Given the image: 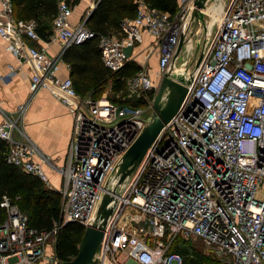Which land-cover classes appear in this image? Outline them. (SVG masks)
<instances>
[{"label": "built area", "instance_id": "obj_1", "mask_svg": "<svg viewBox=\"0 0 264 264\" xmlns=\"http://www.w3.org/2000/svg\"><path fill=\"white\" fill-rule=\"evenodd\" d=\"M194 2L178 0L169 18L138 0L135 16L122 22L120 33L98 36L101 62L111 71L129 61L124 49L142 43L143 33L157 42L154 75L143 67L126 82L121 101L144 103L133 106L81 96L70 77L57 76L64 51L95 37L84 21L70 23L73 6L58 2L45 40L35 20L15 19L11 0H0V39L18 61L31 64L30 93L48 91L73 116L68 160L57 168L20 126L25 105L14 113L0 109L6 162L46 186L43 164L63 177L60 220L50 231L29 226L18 197L2 198L0 264H63L54 254L46 256V248L65 225L92 224L104 195L116 205L102 226L94 264H182L170 251L175 241H200L219 264H264V0H230L217 6L218 19L203 11L196 65L175 79L171 63L194 22ZM40 41L59 42L61 55L51 57L33 44ZM164 75L186 86V96L128 181L120 183L122 158L147 126L151 115L144 114L153 111Z\"/></svg>", "mask_w": 264, "mask_h": 264}, {"label": "trees", "instance_id": "obj_2", "mask_svg": "<svg viewBox=\"0 0 264 264\" xmlns=\"http://www.w3.org/2000/svg\"><path fill=\"white\" fill-rule=\"evenodd\" d=\"M60 0H11L14 17L17 20H35L38 34L47 39L51 33L52 19L56 14ZM75 6L80 0H64ZM138 0H96L95 7L85 21V26L95 37L71 45L61 58L70 67V78L76 92L81 96L95 97L105 86L110 84L113 98L110 101L122 102L126 96V82L135 75L141 66L129 60L121 69L111 71L103 66L98 48V36L118 34L121 24L132 19L137 11ZM149 7L156 8L172 18L178 11V0H143ZM120 95V99L117 97ZM122 103L133 106L144 105L142 99H126ZM6 144L0 140V202L4 196L15 201L25 213L29 226L40 231H50L59 223L61 195L46 187L37 177L22 172L8 164L5 159ZM5 213L0 208V223ZM85 228L77 223L62 227L54 244L55 257L66 262L75 257ZM176 243V245H174ZM171 252L178 254L182 264H219L210 254H202L191 248V241H175ZM187 246L188 248L184 247Z\"/></svg>", "mask_w": 264, "mask_h": 264}, {"label": "crops", "instance_id": "obj_3", "mask_svg": "<svg viewBox=\"0 0 264 264\" xmlns=\"http://www.w3.org/2000/svg\"><path fill=\"white\" fill-rule=\"evenodd\" d=\"M92 2L93 0H80L77 5L73 6V13L70 17L72 25L85 22L95 7L92 6ZM199 34L200 30L196 33L197 37H200ZM183 35L184 43L185 40L193 36L192 29H187ZM33 44L35 46H44L46 53L51 57L58 58L61 55L62 46L57 41L49 43L40 41L33 42ZM145 53L152 55L149 62L144 57ZM158 56L159 48L157 42L147 33H143L142 43L132 49L129 60L136 61L141 68L149 64L146 68L152 74L154 73V69H158ZM176 57L172 61L170 69L172 76L178 79L180 78L178 75L179 70L185 66L182 64L177 66ZM32 72L33 68L31 64L29 62L18 61L6 49L5 42L0 39V109L6 113H14L19 106L25 105V111L20 121V126L23 128L25 135L35 144L41 155L48 157L52 165L57 168H63L68 160L73 116L48 91L39 90L34 94L30 93L29 83ZM57 76L60 78L70 77V67L61 57L59 59ZM34 160L41 162L38 156L34 157ZM43 166L49 176V183L46 187L61 195L63 188L62 175L53 171L47 164H43Z\"/></svg>", "mask_w": 264, "mask_h": 264}, {"label": "water", "instance_id": "obj_4", "mask_svg": "<svg viewBox=\"0 0 264 264\" xmlns=\"http://www.w3.org/2000/svg\"><path fill=\"white\" fill-rule=\"evenodd\" d=\"M208 2L209 0H195L193 18L196 22L203 20V11L206 9ZM182 45L183 37L180 38L175 57L179 54ZM124 53L126 57H131L132 47H126ZM164 93L166 94L165 104L162 106L161 100ZM186 93L187 87L181 82L168 75L162 77L158 92L153 102L152 114L147 118L148 124L122 158L118 172L120 174V183L130 175L132 170L141 161L146 150L156 138L164 124H166L177 112ZM115 205L116 201L111 197L107 195L102 197L94 222L84 230L76 256L72 260L66 261L63 264L95 263V254L98 252L103 238L102 226L108 221Z\"/></svg>", "mask_w": 264, "mask_h": 264}, {"label": "rangeland", "instance_id": "obj_5", "mask_svg": "<svg viewBox=\"0 0 264 264\" xmlns=\"http://www.w3.org/2000/svg\"><path fill=\"white\" fill-rule=\"evenodd\" d=\"M229 1L230 0H209L208 8H207V10H209V14L214 18L216 15V12L218 10L217 6H222L224 4H228ZM189 29H192L193 36H191L187 40H185V42L183 43L182 49L180 50V53L176 57V65L178 66L179 64H182L185 66L184 70L183 69L179 70V74H178L179 76H182L183 74L184 75L190 74L193 71L194 66L196 65V62H197V58H196V52L198 50L197 49V38L198 39L200 38V40H203V38H204V33H205L204 32V25H202L201 23L199 24L198 22L196 23L194 21V23L191 24ZM199 30H200V34H199L200 37H197L196 33ZM195 35H196V37H195ZM144 57L147 60V62H149V60L152 58V55L145 53ZM148 66H149V64L146 65V67H148ZM155 72H156V69H154V73ZM154 73H153V75H154ZM165 96H166V94L164 93L162 100H161L162 106L165 104ZM112 98H113V92L111 91L110 84H108L98 94H96L93 99H95V100H111ZM151 114H152V111L145 112L144 116L148 117ZM128 179H129V177H126L124 180V183H126L128 181ZM255 196H256V198L261 199L262 192L258 191ZM174 245H176V243H174ZM53 247L54 246L49 245L46 248V256L49 257V256L53 255V253H54ZM184 247L188 248L186 245ZM191 248H194V249L200 251L202 254H208L207 249L204 247V245L200 241H191L190 249ZM37 264H46V261L41 260ZM173 264H175V263H173Z\"/></svg>", "mask_w": 264, "mask_h": 264}, {"label": "bare ground", "instance_id": "obj_6", "mask_svg": "<svg viewBox=\"0 0 264 264\" xmlns=\"http://www.w3.org/2000/svg\"><path fill=\"white\" fill-rule=\"evenodd\" d=\"M218 9H219V8H218ZM204 12H205V13H208V10H207V9H205V10H204ZM214 18H215V19H218V10H217V12H216V15H215V17H214ZM209 27H210V26H209Z\"/></svg>", "mask_w": 264, "mask_h": 264}]
</instances>
